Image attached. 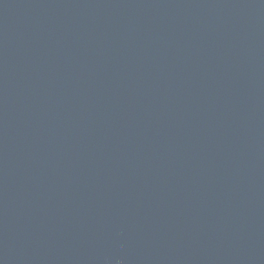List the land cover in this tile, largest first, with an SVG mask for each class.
<instances>
[{
  "label": "water",
  "instance_id": "water-1",
  "mask_svg": "<svg viewBox=\"0 0 264 264\" xmlns=\"http://www.w3.org/2000/svg\"><path fill=\"white\" fill-rule=\"evenodd\" d=\"M0 264H264V0H0Z\"/></svg>",
  "mask_w": 264,
  "mask_h": 264
}]
</instances>
